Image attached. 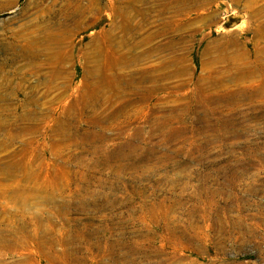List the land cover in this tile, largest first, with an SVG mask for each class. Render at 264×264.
Masks as SVG:
<instances>
[{"label": "rangeland", "instance_id": "rangeland-1", "mask_svg": "<svg viewBox=\"0 0 264 264\" xmlns=\"http://www.w3.org/2000/svg\"><path fill=\"white\" fill-rule=\"evenodd\" d=\"M0 264H264V0H0Z\"/></svg>", "mask_w": 264, "mask_h": 264}]
</instances>
